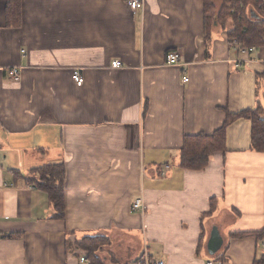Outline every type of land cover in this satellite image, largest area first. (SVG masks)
<instances>
[{"label":"crops","instance_id":"1","mask_svg":"<svg viewBox=\"0 0 264 264\" xmlns=\"http://www.w3.org/2000/svg\"><path fill=\"white\" fill-rule=\"evenodd\" d=\"M170 50L182 65H166ZM237 56L224 29L206 40L204 0L138 11L126 0H0V264H79L77 242L96 235L111 241L105 264H132L143 248L165 264L264 256L252 120L227 124L204 169L180 165L186 136L264 111V47L239 68ZM48 164L65 168L63 215L28 182ZM137 197L144 213L131 212Z\"/></svg>","mask_w":264,"mask_h":264},{"label":"trees","instance_id":"2","mask_svg":"<svg viewBox=\"0 0 264 264\" xmlns=\"http://www.w3.org/2000/svg\"><path fill=\"white\" fill-rule=\"evenodd\" d=\"M205 2L206 40L211 39L215 29H224L228 40L237 38L246 46L264 47V11L257 0H222L216 6L215 0ZM255 14V15H254ZM246 117L252 120V148L264 151V111L262 108L246 110L238 114H228L225 125L212 135L200 134L186 136L181 149L180 165L186 169H204L211 155L225 146L226 126L232 119ZM28 182L46 191L55 205L58 215H63L64 196L63 184L65 181V168L62 164H48L34 171ZM264 237V229L257 233ZM77 248L85 251L90 264H105L100 257L105 246L109 247L111 241L106 236H88L77 242ZM254 264H264V256Z\"/></svg>","mask_w":264,"mask_h":264},{"label":"built area","instance_id":"3","mask_svg":"<svg viewBox=\"0 0 264 264\" xmlns=\"http://www.w3.org/2000/svg\"><path fill=\"white\" fill-rule=\"evenodd\" d=\"M261 2L262 3L260 7L264 11V0H261ZM126 4L131 10L138 11L144 9L145 0H126ZM230 45H231V49L235 51L238 55L237 58L235 59V64L238 68L244 62H246V59L244 57L253 54L257 50V46H246L243 43H241L237 38L231 39ZM182 61L183 58L179 50H170L166 54V65L168 66H180L182 65ZM111 66L113 68H120L123 66V62L120 60H115L112 62ZM9 78L12 81H19L21 78L20 69L17 67H13L9 69ZM72 78L78 86H82L84 84L85 79L82 72L79 69L74 70ZM183 81L188 82L189 77L185 76ZM7 186H8L7 184H4V187ZM145 209L146 206L143 197H137L131 205V212L133 213H139V212L143 213ZM262 248L264 249V243H262ZM79 264H90V259L85 251H83L79 257ZM132 264H165V261L161 259L159 260L149 259L147 254H144L139 259L135 260ZM209 264H213V261H209Z\"/></svg>","mask_w":264,"mask_h":264},{"label":"rangeland","instance_id":"4","mask_svg":"<svg viewBox=\"0 0 264 264\" xmlns=\"http://www.w3.org/2000/svg\"><path fill=\"white\" fill-rule=\"evenodd\" d=\"M216 1V6H219L220 5V3L222 2V0H215ZM233 1V0H232ZM257 1H259V2H261V0H257ZM262 3V2H261ZM144 213V212H143ZM142 231V230H141ZM146 243H147V241H146ZM147 245H148V243H147ZM149 246V245H148ZM105 247H107V246H105ZM144 254H146V250H145V248H143V251H142V256L144 255ZM100 255V257H102L104 254H103V252L102 253H100L99 254Z\"/></svg>","mask_w":264,"mask_h":264},{"label":"water","instance_id":"5","mask_svg":"<svg viewBox=\"0 0 264 264\" xmlns=\"http://www.w3.org/2000/svg\"><path fill=\"white\" fill-rule=\"evenodd\" d=\"M255 15V14H254Z\"/></svg>","mask_w":264,"mask_h":264}]
</instances>
